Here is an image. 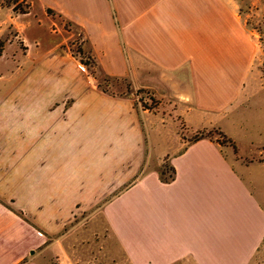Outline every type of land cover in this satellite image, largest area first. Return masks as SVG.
<instances>
[{
    "label": "crops",
    "instance_id": "crops-1",
    "mask_svg": "<svg viewBox=\"0 0 264 264\" xmlns=\"http://www.w3.org/2000/svg\"><path fill=\"white\" fill-rule=\"evenodd\" d=\"M38 8L16 21L32 61L5 110L36 121L53 183L64 174L94 200L118 190L102 216L129 264H250L264 241V201L251 185L264 160L245 159L264 150V81L253 69L259 45L247 11L237 0H42ZM75 32L102 73L170 101L194 130L219 127L235 150L209 138L149 147L151 114L132 95L97 87L62 47ZM167 155L175 177L165 183L157 169ZM8 255L0 264H42Z\"/></svg>",
    "mask_w": 264,
    "mask_h": 264
},
{
    "label": "rangeland",
    "instance_id": "rangeland-1",
    "mask_svg": "<svg viewBox=\"0 0 264 264\" xmlns=\"http://www.w3.org/2000/svg\"><path fill=\"white\" fill-rule=\"evenodd\" d=\"M27 1L29 12L32 3L35 11L38 10L42 0ZM237 3L247 11V25L258 40L259 51L253 69L264 81V9H261L260 0H237ZM45 10L47 14L54 15L52 10ZM19 15L24 14L13 11L4 0H0V49L3 48L0 56V231L7 233L12 230L9 234L0 232V245L8 248H0V261H8L9 251L13 250L22 255V262L38 260L42 264H60L64 260L71 264H129L102 216V209L116 195V190L94 200L89 194L86 196L87 186L72 183L64 174L58 175L56 184L53 183L51 154L38 150L42 140L36 136V121H24L19 114L11 116L6 113L7 98L19 95L22 83H25L21 79L27 78L25 70L32 61L28 59L27 47L16 27ZM114 91L132 95L136 99V107L151 114L150 127H146L149 147L154 144L157 150L162 146L173 149L175 143H188L195 131L208 129L194 130L196 125L187 122L185 114L182 117H186V121L182 120L177 106L167 100L161 104L148 90L135 89L130 85L126 92L120 83ZM235 126L230 124L229 128ZM263 127L261 121L260 128ZM239 128L235 127V131H240L237 136L241 135ZM256 128L249 126L250 134H255ZM230 144L232 146H225L235 150L233 142ZM164 158L169 159V156ZM253 160L258 163L264 160V150L255 158L245 159ZM143 165L144 172L150 169L149 161ZM252 173L257 178L251 185L264 201V169L256 167ZM75 196L79 198L77 202L72 201ZM250 264H264V241Z\"/></svg>",
    "mask_w": 264,
    "mask_h": 264
},
{
    "label": "trees",
    "instance_id": "trees-1",
    "mask_svg": "<svg viewBox=\"0 0 264 264\" xmlns=\"http://www.w3.org/2000/svg\"><path fill=\"white\" fill-rule=\"evenodd\" d=\"M4 3L7 6L11 7L13 11L19 14H25L28 12L29 9V2L27 0H4ZM47 11L49 12L50 9H47ZM61 18L63 22V27L66 30H75V26L67 17L61 15ZM81 44L82 43L80 41L79 34L76 35L75 32L74 37L67 42V48L72 52L74 56L79 59L80 63L84 65L88 75H90L96 81L97 87L101 91L109 95H124V92L117 93L114 91V89H116L120 83H123V87H125L126 92H128L131 85L128 80L124 77L109 76L102 73L96 60L90 54L85 53L83 51ZM63 46L65 47V45H62V47ZM2 51L3 48L0 49V56L2 55ZM201 138H209L211 140L216 141L221 146L231 145L230 143L232 142L219 127H211L208 129L195 131V135L188 143H191ZM143 166L144 165L142 164L139 175L144 172ZM157 172L160 180L165 183L172 181L175 177V169L169 163L168 158H164L160 167L157 169ZM126 186L127 184L122 186L121 188H124ZM117 191L118 190H116V192Z\"/></svg>",
    "mask_w": 264,
    "mask_h": 264
},
{
    "label": "water",
    "instance_id": "water-1",
    "mask_svg": "<svg viewBox=\"0 0 264 264\" xmlns=\"http://www.w3.org/2000/svg\"><path fill=\"white\" fill-rule=\"evenodd\" d=\"M31 251H33V250H31Z\"/></svg>",
    "mask_w": 264,
    "mask_h": 264
},
{
    "label": "built area",
    "instance_id": "built-area-1",
    "mask_svg": "<svg viewBox=\"0 0 264 264\" xmlns=\"http://www.w3.org/2000/svg\"><path fill=\"white\" fill-rule=\"evenodd\" d=\"M82 67V66H81Z\"/></svg>",
    "mask_w": 264,
    "mask_h": 264
}]
</instances>
